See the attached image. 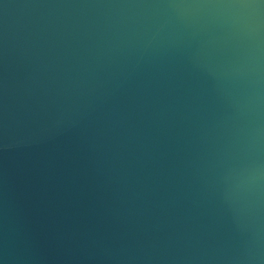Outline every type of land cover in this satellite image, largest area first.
I'll return each mask as SVG.
<instances>
[{
  "label": "water",
  "instance_id": "95a60500",
  "mask_svg": "<svg viewBox=\"0 0 264 264\" xmlns=\"http://www.w3.org/2000/svg\"><path fill=\"white\" fill-rule=\"evenodd\" d=\"M135 2L0 0V264H221L244 242L227 90L195 44L105 7Z\"/></svg>",
  "mask_w": 264,
  "mask_h": 264
},
{
  "label": "clouds",
  "instance_id": "9594fccd",
  "mask_svg": "<svg viewBox=\"0 0 264 264\" xmlns=\"http://www.w3.org/2000/svg\"><path fill=\"white\" fill-rule=\"evenodd\" d=\"M128 35L195 44L231 101L227 179L247 236L221 264H264V0H152L105 6Z\"/></svg>",
  "mask_w": 264,
  "mask_h": 264
}]
</instances>
